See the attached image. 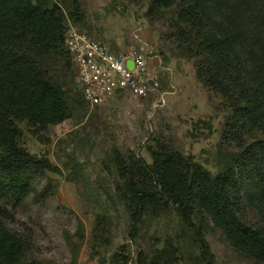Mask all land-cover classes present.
I'll return each instance as SVG.
<instances>
[{"label":"rangeland","instance_id":"374dc122","mask_svg":"<svg viewBox=\"0 0 264 264\" xmlns=\"http://www.w3.org/2000/svg\"><path fill=\"white\" fill-rule=\"evenodd\" d=\"M151 1L49 0L66 14L65 33L85 32L118 54L141 50L158 87L144 98L115 97L91 108L76 101L73 68L48 62L51 80L67 94L69 116L45 129L19 123L20 144L50 165L32 171L27 192L5 204V225L26 244L19 264H158L156 253L165 248L174 253L172 264H208L196 228L214 264H263L236 250L206 215L194 216L191 227L172 208L147 213L130 234V215L118 198L117 153L151 163V149L164 144L215 174L236 152L224 137L229 104L199 79L196 59L179 46L177 8L152 11ZM75 4L79 22L69 18ZM241 210L248 224L258 222L246 202Z\"/></svg>","mask_w":264,"mask_h":264},{"label":"trees","instance_id":"16d2710c","mask_svg":"<svg viewBox=\"0 0 264 264\" xmlns=\"http://www.w3.org/2000/svg\"><path fill=\"white\" fill-rule=\"evenodd\" d=\"M170 8H177L172 25L184 56L196 59L199 79L231 108L224 137L236 152L215 174L164 144L151 149V163L117 153L118 198L130 215V234L147 213L172 208L191 227L194 216L206 215L236 250L264 264V0L151 1L152 11ZM69 18L83 19L78 4ZM65 28L57 3L0 0V264H19L26 250L24 239L4 223L7 199L23 196L32 171L50 166L20 144L19 123L45 129L69 116L67 94L47 67L62 60L77 76ZM75 94L85 102L79 85ZM244 202L258 217L255 225L241 215ZM195 233L214 264L202 233ZM173 254L162 249L155 261L172 264Z\"/></svg>","mask_w":264,"mask_h":264},{"label":"built area","instance_id":"2783aa9c","mask_svg":"<svg viewBox=\"0 0 264 264\" xmlns=\"http://www.w3.org/2000/svg\"><path fill=\"white\" fill-rule=\"evenodd\" d=\"M64 43L77 70L83 98L91 108L115 97L144 98L158 87V78L150 73L141 50L118 54L87 33L74 30L65 33Z\"/></svg>","mask_w":264,"mask_h":264},{"label":"water","instance_id":"95a60500","mask_svg":"<svg viewBox=\"0 0 264 264\" xmlns=\"http://www.w3.org/2000/svg\"><path fill=\"white\" fill-rule=\"evenodd\" d=\"M129 65L132 66L131 63ZM152 84H153L152 81H150V85H152Z\"/></svg>","mask_w":264,"mask_h":264}]
</instances>
